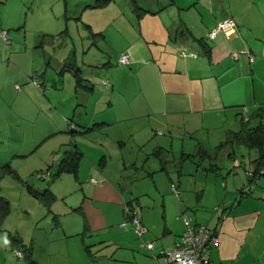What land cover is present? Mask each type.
I'll list each match as a JSON object with an SVG mask.
<instances>
[{"label": "crops", "instance_id": "0c3cea01", "mask_svg": "<svg viewBox=\"0 0 264 264\" xmlns=\"http://www.w3.org/2000/svg\"><path fill=\"white\" fill-rule=\"evenodd\" d=\"M51 1L0 0V32H7L12 43L0 39V187L1 196L11 208L0 225V236L8 237L0 245L3 251L9 247L10 252L21 253L30 264H150L152 257L143 245L155 243V255L164 264L162 252L176 247L186 230L184 219H190L219 236L220 244L212 246L205 255L209 264H264V186L261 177L252 184L249 180V174L256 169L253 158V170L245 171L248 183L241 189L230 190L224 184L205 181L199 185L197 194L185 190L186 208L183 202L178 203L183 200L181 186L172 183V193L173 186L180 191L179 197L174 193L170 197L172 214L175 211L179 220L176 222L173 217L170 222L166 198L162 206L159 204L156 181L155 195L126 191L124 176L144 170L138 160L128 165L121 159V150L115 151L121 166L113 171L105 153L109 141L159 139L160 146L153 150L159 161L171 151L176 153L174 142L169 146L166 136L178 142L195 141L194 152H199L204 142L200 144L195 138L210 137L212 124H237L236 131L225 130L227 137L230 132L241 130L243 119L256 126L253 116L257 119V112L264 109V0H188L190 12L197 19V27L191 28L176 16L181 10L173 0L170 5L152 0L148 8L132 0L128 15L112 10L117 0L104 8H93L99 0L82 1L81 16L76 19L69 18L67 0ZM43 3L50 10L48 19L58 22L56 12L60 14L66 23L64 32L57 31L54 22L56 31L40 35L30 27L37 14H41ZM197 4L205 8L204 15L197 11ZM104 12L109 17L97 25L95 19L100 21ZM228 19L237 22L238 36L229 39L221 35L216 41H209L211 30ZM69 21L84 30L82 46L93 41L83 52L81 65L76 41L75 50L67 54L75 59L77 68L82 72L87 69L89 77L99 84L91 86L86 79L93 88L90 92L77 90L74 74L63 72L68 70L67 55L64 56L65 47L56 42L70 37ZM181 31L185 35L181 36ZM109 33L125 43L118 52L129 56L130 65H120V57L118 66H114L113 55L94 48L100 41L107 44ZM205 42L211 50L209 55ZM49 47L60 54L55 60ZM246 49L251 52L253 62L245 55L238 60L234 58L236 52ZM41 51L46 58L43 63L37 54ZM91 55L93 61L86 63ZM68 75L75 81L69 98L65 92ZM98 125L101 126L89 133L73 131L74 126L90 130ZM100 130L107 134H101ZM187 148L182 147L181 155L189 158L193 155L185 154ZM234 149L224 157L238 169L240 157ZM75 150L83 155L77 174L63 173L55 178L65 153ZM40 151L52 158V164L42 159ZM96 151V158L88 156ZM210 152L205 154L211 157V172L217 175L221 167ZM37 153L39 161L30 164ZM86 159L90 162L88 166L82 163ZM29 168L33 174L46 168L49 177L41 179L39 173L33 182L22 174ZM211 172L208 178L214 175ZM144 177L155 179L151 173ZM4 183L10 184L8 195ZM248 186H252L251 193L242 197L241 191ZM16 193L22 200L19 203L9 197ZM38 193H47L48 197L46 202H40L39 214L33 213L37 207L32 204ZM15 205L25 213L28 232L6 228L13 221ZM127 206L136 210L147 229L142 244L135 231L124 226ZM161 207L164 226L158 224ZM188 208H192L193 215L189 216ZM159 240L162 245L157 251Z\"/></svg>", "mask_w": 264, "mask_h": 264}, {"label": "rangeland", "instance_id": "374dc122", "mask_svg": "<svg viewBox=\"0 0 264 264\" xmlns=\"http://www.w3.org/2000/svg\"><path fill=\"white\" fill-rule=\"evenodd\" d=\"M50 3H52L51 0H49ZM69 3V11L70 13L69 18H79L81 16V12L80 7L82 4V1H91V0H67ZM96 3L97 0H92ZM132 0H117V2L115 4H113L112 6H114V8L112 9L115 13L118 12H122L125 13L126 15L128 12V9L130 7V3ZM139 2V5H144V7L148 8L150 7V3L152 2V0H137ZM170 0H159V4L161 5H170L171 2H169ZM175 1L177 8L180 9V14L179 13H175L177 17L181 18V21L185 23L186 27L191 28L193 27H197V19L195 18V15L193 12H190V4L188 2V0H173ZM211 3L213 1H210ZM138 4V3H137ZM203 4V3H202ZM206 4H208V1H206ZM196 6V5H195ZM199 4H197V11H199L200 14L204 15V13H206L205 8L202 6H200ZM46 7H48L45 3H43V5L40 7L41 9V14H37V17H35L34 21L31 23V28L34 29V31L39 32L38 35L42 34V33H46L45 31L48 32H53L56 31L57 26H55V24L58 25V30L57 31H65L66 29L64 28L65 26V22L62 20L60 14L58 12H56L57 16L60 18V21L56 22L54 21L52 18L48 19V14L50 12L49 8L46 9ZM209 10V8H207ZM56 11V10H55ZM175 12V11H174ZM129 13V12H128ZM198 13V12H196ZM109 13L104 12L102 14V16L100 17V21L99 19L96 20V24L97 23H101L104 22V19H107V17H109L108 15ZM217 17V16H216ZM215 17V18H216ZM52 22H54L55 24H53ZM69 21V26H70V31L69 33V38L64 41V38H62L61 40L57 41L56 43L58 44V46H64L65 48L64 50V56L69 54L70 52L75 50V41L76 44L79 45V49H78V59H79V65L81 58H83V52L87 51L88 48L91 46V43H93V41H90V44H88L87 42H84V46H82V39L81 37H85L86 34L84 33V30H80L77 25H70ZM99 25V24H97ZM184 31V30H182ZM181 31V32H182ZM198 31V30H197ZM180 32V35H181ZM62 33V32H61ZM13 35V33H11ZM108 40H107V44H105L104 42H98V47H94L96 50L99 49L100 51H102L103 53H106L108 55H113L111 56L112 58L114 57V61L112 62V64L114 66H118L117 65V60L122 56L121 53H119V50H122V48L124 47V42H122L121 39H117L116 37L113 36V34L109 33L108 34ZM10 38V37H9ZM73 39V40H72ZM12 44V43H11ZM77 46V45H76ZM82 47L84 48V51H82ZM50 50V56L55 60L60 54H57V51L54 50L53 48L49 47ZM59 50V48L57 49ZM118 53V54H117ZM38 56L41 58V63L44 62V60L46 58H44L43 56V52H38L37 53ZM71 58H73L72 56H68L66 57L67 60V64L69 63V61L71 60ZM93 56L91 55L86 63H90V61H93ZM55 62L53 61L52 64H54ZM52 72V71H51ZM50 72V74H51ZM54 73V72H52ZM83 77L87 80H89L91 86H97L99 84H97V82H95L94 80H92V78L89 77L88 75V71L87 69L84 70L83 72ZM72 82L74 81V77L72 75H68L67 79H66V96L69 98L73 95V87H72ZM241 109V108H240ZM243 110V108H242ZM91 111V108H90ZM253 125H257L258 119H254L253 116ZM77 122V121H74ZM233 125V126H231ZM228 124V122H226L225 124H220V123H215L212 124V134L210 137H206L205 139L202 137L197 136L195 138V140L199 141V143H203V150L201 151H195L194 149L197 148L194 145L195 141H191V140H185L183 141H177L176 139L173 141V139H170L169 136H166V138L168 141V145L171 146L173 145V142L175 144V152L173 153L172 151L170 152L171 154H165L163 155L159 161L154 157L153 155V150L157 149L156 147L160 146L161 140L156 139L152 142H150L149 140H140L135 139L134 141L131 138H127L125 140L122 139V141H109L107 146L105 147V153L107 155V157H109V162L112 164L111 165V170L113 171H118L121 164H120V157L117 156V154H115V151H119L121 150V159H125V162L130 165L131 161L135 162L138 160V165L141 167V169L144 170H140L139 173H134L132 174V172L126 174L123 178L124 182V187L126 189V191H131L134 194H139V195H144V194H148V193H153L154 194V181H156V183L158 184V189L160 190V206H162V200H164L163 198H166L167 200V204H168V220L171 222L172 218L174 217V220L176 222H178V217L175 216V211L174 214H172V209H171V203H170V197H174L173 193H172V183H174V185H176L177 187H179V185L181 186V189H179L180 191H182V195H183V200L182 201H178V203L183 202L185 204V208L187 207V204L185 202V198H184V194H185V190H189L191 193L197 194L198 189H199V185H201L203 182H207V183H214V184H219V185H226L229 187L230 190H238L241 189L244 186V183L246 182V173L245 171L248 170H253L252 169V161H255L259 154L256 151L250 152L244 145L243 146H235L234 151L238 152V156L240 158H238V163L240 164V168L238 169H234V166L231 162V160L225 158V155H228L231 151L232 148L228 147L225 148V150H212L213 148H215L216 146L220 145V143H224L228 140L227 135L225 134V130L226 129H230L231 131H236L235 129L237 128V124L235 126V124ZM38 131L40 130L39 127L37 128ZM211 130V128H209ZM101 133V130L98 131ZM120 132H123L120 131ZM101 134H107L105 133H101ZM126 134V133H124ZM110 137L114 138L112 133H109ZM127 136V135H126ZM118 140V139H117ZM201 141V142H200ZM149 142L151 144H149ZM100 143V142H99ZM102 143V142H101ZM188 147L185 151H187V153L185 154H191L193 156L191 157H183L182 154V147ZM96 147V146H95ZM96 150H100V149H96ZM169 150V149H168ZM211 150V152H210ZM184 151V152H185ZM205 151H208V153L210 152L212 155V157H215L217 162V165L219 167H221V170L219 173H217V175L215 173L211 172V157H208L205 154ZM183 152V153H184ZM214 153H216V155H214ZM40 155H42V159H44L45 162H49L50 164H52V158L49 156H45V151H40L39 153ZM38 153L34 156V159H31L32 161H29V163L31 164V162H38L39 161V155ZM89 157H93L96 158L98 156L97 151L96 153L93 152H89L88 153ZM253 158V160H252ZM59 159V156L57 158V160ZM252 160V161H251ZM99 161V160H98ZM27 163V164H29ZM82 163H84L86 166L90 165V162L86 159L84 160ZM97 164H99V162H96ZM41 165L45 166L48 164H42ZM36 165L38 166V164L36 163ZM34 169V166L32 167ZM162 169H165V171H162ZM44 172H39L41 173H45L48 174L46 168H44ZM207 170H209V172H207ZM36 171V170H34ZM214 174V175H210V177L208 178V173ZM39 173L31 172L30 168L29 169H24L22 174L24 176L30 177L28 179H31V181H36L38 178ZM146 173H151L154 176V180L151 178H147L145 179V174ZM30 175H33L34 177H31ZM54 175V174H53ZM207 175V178H206ZM130 177V180H127V178ZM209 179V180H208ZM261 180H263V186H264V177H261ZM27 181V179H26ZM52 181H54V178L52 179ZM32 182V184H33ZM152 182V183H151ZM52 183V182H50ZM248 182H246L245 184H247ZM71 184V181H70ZM9 183H4V189H5V195H8V191L9 189ZM47 185V184H46ZM8 190V191H7ZM42 191H45V188L40 189ZM155 195V194H154ZM195 196V195H194ZM9 197H14L15 201H17V203H19L21 200L20 198V194L16 193L13 196H9ZM48 198V197H47ZM35 201H32V204L34 206H36V210H33V213H41V210L38 208L39 204L41 205L40 202H42V200H39L37 197L33 198ZM195 201V200H194ZM35 202V203H33ZM44 204V202H43ZM18 205V204H17ZM28 207L32 208L31 205H29ZM144 207V206H143ZM142 207V208H143ZM177 208V207H176ZM138 210L140 211V207L138 208ZM176 210V209H175ZM142 211V210H141ZM158 216L160 218L158 224L161 226H164V221L162 220V216H164V212L161 209L158 211ZM187 213L190 215H193V211L192 208H188ZM25 213L23 212L22 208H20L19 206H14V214H13V221H9V224H6V228H11L12 230H16V229H22L25 232H28V230L25 228V225L28 226L29 223H26L25 220ZM180 217V216H179ZM5 228V229H6ZM2 237V239H0V245H2L4 242L3 240L7 239L8 237ZM139 241L141 242V244L143 243V239L138 238ZM158 246H157V251H160L159 248V244L162 245V241L159 240L157 242ZM11 248L7 247L6 250L3 251L2 247L0 246V264H30V262L28 260H23V259H18V257H16L15 252H10ZM148 252V251H147ZM149 254V252H148ZM38 255V254H37ZM41 255V254H39ZM150 255V254H149ZM8 256V257H7Z\"/></svg>", "mask_w": 264, "mask_h": 264}, {"label": "built area", "instance_id": "2783aa9c", "mask_svg": "<svg viewBox=\"0 0 264 264\" xmlns=\"http://www.w3.org/2000/svg\"><path fill=\"white\" fill-rule=\"evenodd\" d=\"M238 24L233 19H228L218 23L209 33L208 40L214 42L219 36L224 35L227 38L238 36ZM0 39H3L7 44H11V40L7 32H0ZM248 56L253 62L251 52L246 49L244 51L236 52L234 58L238 60L240 56ZM185 56V55H184ZM119 64L122 66H128L131 64V60L128 55H122ZM105 85L110 87L109 82ZM41 179L49 177L47 174H40ZM173 193L179 197L180 191L173 186ZM126 222L124 226L131 227L136 235L142 239L147 233V229L144 227L140 217L136 210L131 207H126L125 210ZM186 230L181 237L180 242L174 249L165 250L162 252V259L164 264H209L205 259V255L210 251L212 246H218L220 244L219 236L210 228L198 224H194L190 219H184ZM143 247L150 253L152 262L150 264H161L159 257L155 255L156 244L144 243ZM15 255L23 259L21 253L16 252Z\"/></svg>", "mask_w": 264, "mask_h": 264}, {"label": "trees", "instance_id": "16d2710c", "mask_svg": "<svg viewBox=\"0 0 264 264\" xmlns=\"http://www.w3.org/2000/svg\"><path fill=\"white\" fill-rule=\"evenodd\" d=\"M112 1L113 0H99L98 4L93 8H104ZM134 5L137 6V3L134 2ZM138 10L142 11L141 9ZM205 48L207 49L208 51L207 54L209 55L211 53V50L207 42H205ZM65 71H71L74 74V77L76 79L77 90H85L89 92L92 91L93 88L88 85V81L83 77V72L81 69L78 70L77 68L76 69L68 68V70H64L63 72ZM256 118L259 119V123L256 126H252V124L249 121H245L243 119L241 121V130L239 132H230L228 140L222 143L217 148L218 150H222L228 147L234 149L235 146L244 145L247 149L254 150L259 154L258 158L253 162V164L256 166V169L253 173H251V175L249 174V180L251 184L255 183L257 180L260 179V177L264 175V109H260L257 112ZM100 126L101 125H98L90 130L89 129L85 130L77 126H74L73 131L75 132L76 129H79V131L76 132L84 134V133H89L90 131H93L95 128H98ZM82 159H83V155L78 150L66 152L63 160L59 164L55 178L59 177L63 173L77 174ZM251 189L252 186L245 187L241 191L242 197H244L245 195H249L251 193ZM35 197L46 202L47 193L46 194L38 193L35 194ZM10 211L11 208L9 203L1 196V187H0V225L10 214ZM23 257L25 258L24 255Z\"/></svg>", "mask_w": 264, "mask_h": 264}, {"label": "water", "instance_id": "95a60500", "mask_svg": "<svg viewBox=\"0 0 264 264\" xmlns=\"http://www.w3.org/2000/svg\"><path fill=\"white\" fill-rule=\"evenodd\" d=\"M183 35H185L184 32H182L181 36H183ZM67 68H73V69L77 68L74 58H71V60L67 64ZM77 69L80 70V68H77Z\"/></svg>", "mask_w": 264, "mask_h": 264}]
</instances>
